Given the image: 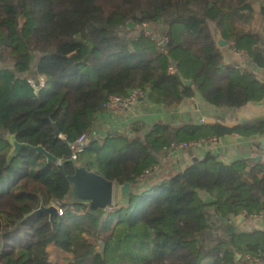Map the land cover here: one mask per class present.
Masks as SVG:
<instances>
[{"label": "trees", "instance_id": "obj_1", "mask_svg": "<svg viewBox=\"0 0 264 264\" xmlns=\"http://www.w3.org/2000/svg\"><path fill=\"white\" fill-rule=\"evenodd\" d=\"M252 3L0 0V264H52L51 246L72 255L69 264L264 262V232L240 231L231 220L264 213V164L224 163L208 153L160 182L152 184L149 173L183 144L263 136V119L235 128L157 123L147 134L133 124L129 134L95 137L109 98L135 90L165 110L197 94L218 109L263 102L264 84L227 65L213 35L218 29L264 68V39L240 28L254 14ZM83 135L91 140L73 161L71 145ZM9 136L42 146L58 162L28 148L10 161ZM78 165L120 187L130 184L129 202L99 216L81 213L83 206L66 199L65 173ZM203 193L216 202L204 204ZM42 204L63 211L55 226L49 215L34 214ZM93 241H103V254Z\"/></svg>", "mask_w": 264, "mask_h": 264}, {"label": "crops", "instance_id": "obj_2", "mask_svg": "<svg viewBox=\"0 0 264 264\" xmlns=\"http://www.w3.org/2000/svg\"><path fill=\"white\" fill-rule=\"evenodd\" d=\"M252 1L254 14L249 19L250 22L240 26V28L244 29L245 32L257 34L264 39V21L261 16L264 0ZM232 45L222 49L225 63L227 65L235 64L242 71L252 72L264 84V68L248 62L244 53L235 51L231 48ZM262 49L264 53V44ZM257 119L264 120V101L248 104L238 110L218 109L206 103L201 95L197 94L195 98L184 101L175 109L165 110L140 100L131 108L121 112L104 110L99 117L95 137L96 139L104 140L108 135L116 132L129 134L133 124L143 125L144 134H147L152 126L157 123L220 124L227 128H235ZM263 139L264 135L251 139L243 138L239 135H231L219 140L199 143L194 147L185 148L179 153L175 150L166 158L162 165L158 166L159 171L150 175V182L154 184L162 179L172 177L193 163L203 160L208 153L218 155L219 159L224 163L249 161L264 164V149H260L256 144L257 141ZM83 208L85 209V207ZM236 228L246 232L254 230L264 232V220L253 221L245 218L240 226L236 225ZM247 263H249L248 260Z\"/></svg>", "mask_w": 264, "mask_h": 264}, {"label": "water", "instance_id": "obj_3", "mask_svg": "<svg viewBox=\"0 0 264 264\" xmlns=\"http://www.w3.org/2000/svg\"><path fill=\"white\" fill-rule=\"evenodd\" d=\"M213 35L217 47L221 50L229 47L232 44L231 42H228L223 38L218 29H215L213 31ZM182 81L186 86L192 85L191 81H187L183 78ZM55 134L57 137H60L59 131L57 129ZM8 140L11 143V150L9 153L10 161L15 158L22 149L28 148L37 152L38 154L45 156L49 163L58 162V160L54 156L49 154L42 146L33 148L30 145L20 144L17 142L15 136H9ZM256 144L260 147V149H264V139L257 141ZM65 176L71 186L70 192L66 196L68 203L86 207L88 210V214L95 216H99L100 213H106L108 209L113 207L115 203V182L108 181L104 177L91 172L86 165L76 166L73 175L70 176L65 173ZM130 191L131 185L128 183L123 185L120 189V199L125 204L129 202ZM202 198L204 200V204L206 205H210L216 202V200L207 193H203ZM41 213L49 215L52 225H56L57 219L59 218V208L57 206L51 205L49 207H46L44 204H42L41 208L34 214ZM231 220L237 226H240L244 222L245 217L243 215L237 217L232 216ZM104 249V244L101 243V254H103ZM240 259L241 255H237V260Z\"/></svg>", "mask_w": 264, "mask_h": 264}, {"label": "built area", "instance_id": "obj_4", "mask_svg": "<svg viewBox=\"0 0 264 264\" xmlns=\"http://www.w3.org/2000/svg\"><path fill=\"white\" fill-rule=\"evenodd\" d=\"M45 86V80L42 78L40 82L37 84L36 89L40 90L44 88ZM144 100V95L140 91H133L129 96L122 97V96H113L110 97L109 100L104 104L103 108L104 110H108L110 112H121L126 109L131 108L136 102ZM91 140V137L87 135H83L77 140L74 144L71 145V149L73 151V157L72 160L76 161L79 154L83 153L85 150V147L88 145L89 141ZM197 144H183L178 147H175L174 150L177 149H185L194 147ZM153 170L149 171L151 174ZM63 216V211L59 208V217ZM245 217V215H243ZM253 221L257 220H264V213H261L260 215H254L250 218ZM258 264H264V262H259Z\"/></svg>", "mask_w": 264, "mask_h": 264}, {"label": "rangeland", "instance_id": "obj_5", "mask_svg": "<svg viewBox=\"0 0 264 264\" xmlns=\"http://www.w3.org/2000/svg\"><path fill=\"white\" fill-rule=\"evenodd\" d=\"M148 29L150 30L149 32H155L154 31V27H148ZM216 28H213V31L215 30ZM147 34H149V33H147ZM39 91V90H38ZM176 151H178L177 153H179V152H181V151H183V149H177ZM174 152H175V150H174ZM166 160V159H165ZM165 160L163 161V162H165ZM163 162L160 164V165H162L163 164ZM158 166H156V167H154L153 168V171H152V173L154 174V173H157L159 170H158ZM120 189H121V187L120 186H118V185H116V188H115V203H114V205H113V207L112 208H110V209H108V211L106 212V213H108V212H110L113 208H114V206L116 205V204H121V203H123L122 202V200L120 199ZM56 206V205H55ZM58 207V206H57ZM59 208V207H58ZM86 211H88L87 210V208L85 207V209L84 210H82L81 211V213H86ZM102 236H104V235H102ZM94 243H96L95 241H93ZM101 243H103V241H101V242H99V243H96V246H97V249H98V251L100 252V250H101ZM104 244V243H103ZM105 247V246H104ZM48 252H49V256H50V262L52 263V264H69V262L72 260V258H73V256L72 255H69V254H65L64 252H61V251H59L58 249H56L55 247H53V246H51V247H49L48 248ZM249 261V260H248ZM250 264H257V263H255V262H252V263H250Z\"/></svg>", "mask_w": 264, "mask_h": 264}]
</instances>
